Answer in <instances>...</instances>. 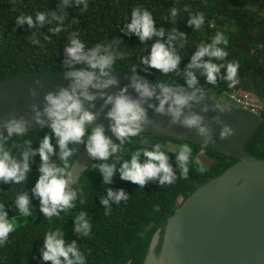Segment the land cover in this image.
I'll return each mask as SVG.
<instances>
[{
  "label": "clouds",
  "instance_id": "obj_1",
  "mask_svg": "<svg viewBox=\"0 0 264 264\" xmlns=\"http://www.w3.org/2000/svg\"><path fill=\"white\" fill-rule=\"evenodd\" d=\"M90 4L91 0H61L55 11H36L34 15L21 13L15 19L18 26L27 25L37 30L30 36V43L40 48L44 47L40 37L52 43L51 36L68 32L62 71L69 83L67 87L43 95L41 108L38 97L42 85L40 81H34L29 90L34 101L30 105L31 117L12 116L0 122V184L30 185L33 165L39 157L34 186L30 192L26 188L17 193L13 201L17 215L10 218L9 205L0 203V249L7 247L11 234L17 230L18 216L28 220L34 216L33 201H38L39 212L47 223L53 219L63 220L62 214L72 213L78 205L82 209L87 204L84 186L74 174L82 150L97 162L94 167L102 176V184L108 186L106 194L99 197L105 215H111L113 205L120 206L131 198L126 190L109 187L117 175L120 180L144 189L150 183L166 188L179 179L188 180L193 165L197 166L195 171L198 173H207L208 168L195 156L191 142L178 144L174 149L160 141L150 148L128 149L153 123L149 109L169 117L173 125L195 130L203 141L202 146L216 143L214 129L204 115L210 110L219 113L212 120L220 126L219 138L228 140L235 135L233 127L222 119L231 112L229 105L213 97L216 103L211 109L203 105L204 100L211 97L207 86L215 87L223 82L229 88H235L240 83V62L227 60L229 38L218 30L208 40L196 44L190 62L181 67L189 57L181 55L189 45V35L175 27L177 19L181 11L188 12L187 26L193 31L201 30L206 24L204 12H193L188 6L183 9L173 6L164 17L173 25L169 29L158 26L148 8L134 6L130 17L125 15L127 23L119 26L120 31L129 38L136 36L144 45L136 60L144 66L145 73L156 70L168 79L149 83L140 78L139 64H132L128 70L132 74L130 85L111 93V89L120 85L114 75L118 71V62L129 61L130 54L122 50L124 42L119 38L89 46L81 38L80 29L69 31L80 21L76 18L68 23L67 9L76 7L83 14L89 11ZM45 27L51 36L38 32ZM144 52L148 54L143 55ZM200 77L204 78L205 87L200 86ZM129 88L134 89L135 95L130 94ZM100 100L103 104L97 110ZM200 105L203 106L197 112L195 108ZM101 114L109 122L111 134L118 142L109 136V128L97 123ZM33 122L41 126L39 131L30 127ZM40 132L45 134L41 136ZM34 144L38 147L34 148ZM71 219L79 241L93 236V221L88 211L80 210ZM65 236L64 228H51L44 233L39 249L44 264H88L80 242L67 241Z\"/></svg>",
  "mask_w": 264,
  "mask_h": 264
},
{
  "label": "trees",
  "instance_id": "obj_2",
  "mask_svg": "<svg viewBox=\"0 0 264 264\" xmlns=\"http://www.w3.org/2000/svg\"><path fill=\"white\" fill-rule=\"evenodd\" d=\"M61 0H0V81L22 73H44L48 71H62L64 45L67 42L68 32L58 37L47 33V27L38 32L47 33L52 43H47L40 37L43 48L33 46L30 36L33 31L29 26H18L15 19L21 13L34 15L36 11L57 10ZM142 5L152 11L158 26L171 28L173 25L165 20L167 11L175 6L183 9L188 6L193 12H204L206 24L201 30L193 31L186 22L188 12L181 11L177 19L180 31L189 35V45L181 51V55L188 57L182 68L190 62L191 53L195 45L202 40H208L219 30L229 38L230 53L227 60L240 62V83L235 88H229L226 83L219 82L217 86H207L211 97L227 100L233 94H251L263 105L264 117V0H91L87 13L80 14L79 9H67L69 21L78 18L79 25H73L69 31L80 29L82 39L89 46L105 39H121L124 45L122 50L130 54V60L118 62V71L129 72L132 64H139L136 57L143 52L144 45L136 36L129 38L120 31L127 21L125 15H131L134 6ZM255 9V11H252ZM144 52L143 55H147ZM144 66L139 64V74L152 81L168 79L156 70L145 73ZM178 79V78H176ZM180 83H183L181 80ZM200 86L205 87L203 77H200ZM39 131V130H37ZM45 132H40L43 136ZM165 142L174 149L176 145L185 141L158 135H142L136 138L129 150L136 147L150 148L154 142ZM195 156L206 155L212 159V164L206 166L207 173L200 174L196 165L192 166L188 180L179 179L174 185L161 187L158 183H150L144 189L130 182L114 178L109 185L115 189H124L131 196L127 203L120 206L113 205L111 215H105V208L101 204L100 196L106 194L107 185L102 184V176L94 166L87 171L80 183L84 186L87 204L78 205L77 209L64 215V219L47 223L39 212L38 201H33L38 213V219L18 216L17 230L11 234L9 244L0 249V264H39V249L43 245L44 233L51 228H64L67 241L80 242L81 250L88 258V264H143L149 244L160 228L165 226L167 219L180 207L181 202L192 195L197 188L222 174L231 165L237 162L216 151L191 144ZM38 144H34V148ZM246 150L250 155L264 159V123L257 133L248 141ZM33 165L31 184L5 185L0 184V203L9 205V216L17 215L13 201L20 191L27 188L30 192L37 178L36 168ZM97 163V162H96ZM172 163L175 167V156L172 154ZM95 165V164H94ZM85 210L93 221V236L79 241L73 230L74 221L71 219L78 211ZM33 251V252H32Z\"/></svg>",
  "mask_w": 264,
  "mask_h": 264
},
{
  "label": "water",
  "instance_id": "obj_3",
  "mask_svg": "<svg viewBox=\"0 0 264 264\" xmlns=\"http://www.w3.org/2000/svg\"><path fill=\"white\" fill-rule=\"evenodd\" d=\"M114 75L120 80V85L111 89V93L130 85V72L117 71ZM139 75L141 79L155 84L148 77ZM34 81H40L42 85L38 97L41 108L43 95L67 87L69 83L64 79L63 71L22 73L0 81V122L12 116L31 117L30 105L34 101L29 90ZM129 92L135 95L134 89L129 88ZM213 98H206L203 105L211 109L215 99L229 105L231 112L223 115L222 119L233 127L235 135L221 140L220 126L212 123L219 113L210 110L204 115L214 129L216 143L209 146H202L203 141L195 130L173 125L169 117L149 109L153 123L146 127L142 135L191 142L232 157L237 162L181 202L165 226L155 232L143 264H264V159L250 155L246 150L248 141L264 123V117L260 111ZM102 104V100L97 101V110ZM203 105L195 110L200 112ZM104 115L101 114L97 123L109 128ZM30 127L37 131L41 126L33 122ZM108 134L114 142H118L110 128ZM95 163L86 150H82L74 169L77 179L80 181ZM30 218L36 221L38 213ZM39 264H44L42 259Z\"/></svg>",
  "mask_w": 264,
  "mask_h": 264
},
{
  "label": "built area",
  "instance_id": "obj_4",
  "mask_svg": "<svg viewBox=\"0 0 264 264\" xmlns=\"http://www.w3.org/2000/svg\"><path fill=\"white\" fill-rule=\"evenodd\" d=\"M227 101L234 105L250 108L260 112L263 110V105L260 104V102H258L257 99L251 94H233L229 96Z\"/></svg>",
  "mask_w": 264,
  "mask_h": 264
},
{
  "label": "rangeland",
  "instance_id": "obj_5",
  "mask_svg": "<svg viewBox=\"0 0 264 264\" xmlns=\"http://www.w3.org/2000/svg\"><path fill=\"white\" fill-rule=\"evenodd\" d=\"M199 160L205 165L210 166L212 164V159L206 155H200Z\"/></svg>",
  "mask_w": 264,
  "mask_h": 264
}]
</instances>
